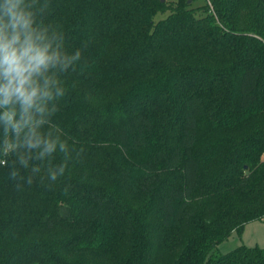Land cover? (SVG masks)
Returning a JSON list of instances; mask_svg holds the SVG:
<instances>
[{"label": "trees", "instance_id": "obj_1", "mask_svg": "<svg viewBox=\"0 0 264 264\" xmlns=\"http://www.w3.org/2000/svg\"><path fill=\"white\" fill-rule=\"evenodd\" d=\"M20 6L54 59L0 91V264H264L215 249L264 218V0Z\"/></svg>", "mask_w": 264, "mask_h": 264}, {"label": "clouds", "instance_id": "obj_2", "mask_svg": "<svg viewBox=\"0 0 264 264\" xmlns=\"http://www.w3.org/2000/svg\"><path fill=\"white\" fill-rule=\"evenodd\" d=\"M21 2L22 0H3L0 3V33L8 27L15 33L11 43H0V70L7 76V84L0 87V91L9 96L15 94L26 106H30L36 90L33 88L29 91L26 85L30 83L32 74L38 72L41 66H47L54 57L46 55V48L38 47L33 42L31 33L26 31L30 24V14L21 8ZM20 31H25V40L24 46L17 52L11 45L19 40ZM2 39L3 36L0 35V40ZM52 178L55 179V175Z\"/></svg>", "mask_w": 264, "mask_h": 264}, {"label": "rangeland", "instance_id": "obj_3", "mask_svg": "<svg viewBox=\"0 0 264 264\" xmlns=\"http://www.w3.org/2000/svg\"><path fill=\"white\" fill-rule=\"evenodd\" d=\"M204 0H195V4H203ZM167 13H159L158 18L166 16ZM264 246V218L248 222L241 233L233 232L229 238L223 240L216 246V251L227 253L240 245Z\"/></svg>", "mask_w": 264, "mask_h": 264}]
</instances>
